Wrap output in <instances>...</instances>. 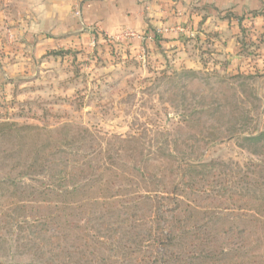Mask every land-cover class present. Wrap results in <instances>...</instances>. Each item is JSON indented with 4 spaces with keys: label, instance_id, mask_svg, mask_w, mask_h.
Instances as JSON below:
<instances>
[{
    "label": "rangeland",
    "instance_id": "374dc122",
    "mask_svg": "<svg viewBox=\"0 0 264 264\" xmlns=\"http://www.w3.org/2000/svg\"><path fill=\"white\" fill-rule=\"evenodd\" d=\"M213 32L184 37L179 45L157 47L151 45L147 34L126 31L113 36L95 31L91 42L74 41L58 47L35 63L24 64L14 77L0 74V264L28 261L29 257L21 255L24 233L20 226L26 218L33 220L39 215L31 189L36 182L31 178L32 168L41 169L44 163L40 156L58 160L69 152L83 154L93 143L96 148L102 145L111 150V155L105 152L104 157L109 163V156L116 157L111 145L115 135L136 136L139 152L155 154L166 162L165 204L172 210L165 215L162 235L151 207L145 202L131 204L140 211L139 216L134 213L120 218L117 226L122 231L114 233L119 246L104 244L96 255L84 248V257L78 262L264 264V214H250L242 201L230 199L222 204L217 196L215 201L208 199L220 187L207 186V198L196 194V167L179 178L172 169L180 161L195 163L202 151L205 161H222L234 170L256 158L240 147L237 139L205 149V143L215 137V128L246 134L264 129V69L254 65L253 59L248 64L231 63L229 38ZM249 50L255 53V49ZM202 106L204 113L197 114L196 109ZM9 123L16 124L15 128H8ZM27 126L52 132L22 129ZM79 128L88 129L89 138L95 141H82L84 134L77 135ZM127 154L124 159L114 158L119 166L115 171L121 175L115 177L116 184L130 180L146 186L136 176L123 177L122 170H133L137 163ZM151 168L158 169L156 165ZM231 179L227 175L223 182ZM98 192L100 189L78 192L68 204L71 222L86 226L90 233L110 222H94L97 213L85 215L94 201L98 200L100 208L104 199ZM116 194L120 204L134 199L127 196L124 200ZM24 202L28 204L25 209ZM105 207L117 211L116 203ZM125 209L133 211L130 204ZM75 231L70 230V264H78ZM103 232V239L112 242L113 235ZM160 240H164L162 249L157 248Z\"/></svg>",
    "mask_w": 264,
    "mask_h": 264
},
{
    "label": "trees",
    "instance_id": "16d2710c",
    "mask_svg": "<svg viewBox=\"0 0 264 264\" xmlns=\"http://www.w3.org/2000/svg\"><path fill=\"white\" fill-rule=\"evenodd\" d=\"M244 31L245 30L242 29L243 38L240 39V52L247 57L252 56L254 58L256 54L260 56V52L258 51L260 48L259 45L254 48L255 53L249 50L250 47L254 46L255 42L252 39L246 40ZM152 34L155 45L161 47L160 42L162 38H160L156 32H152ZM263 40L264 39L260 40V43ZM260 68L264 69V64ZM237 76H239V74L234 75V77ZM205 109L206 108L202 106L196 109V113H204ZM208 112L213 113V110L209 108ZM15 125L14 123H9L7 127L15 128ZM63 127L68 129L69 125H63ZM34 128L40 132L45 131L46 133L44 134H51L52 132L46 131L40 126H34ZM34 128L32 126H27L22 129L29 130ZM215 129L216 134L213 140H211V142H204L206 144L205 149L209 146L220 144L226 139H237L239 146L247 149L252 155L256 156V158H250L243 168L234 170L233 168L227 167L222 161H205L202 151L195 163L192 162L188 164L180 161V163L172 166L173 173L179 178L184 172H189L188 170L195 169L196 167V194L203 193L207 198L209 190L207 186L211 189L220 187V191L218 190L216 195H211L208 199L215 201V198L218 197L217 199H220L219 201L222 204L230 199L238 202L242 201L250 214L254 213L259 215L261 213L263 215L264 129L256 130L248 134L236 132L229 128L227 131L223 130V132L221 127ZM82 133L84 134V136H80V138L83 137L82 141H95L89 138L90 133L88 129L79 128L77 135ZM53 136L54 134L50 137L53 138ZM113 137L114 140L111 145L114 147L113 151L118 159H124V154H127L129 151H134L135 153L134 155L127 154L133 157L132 160L136 159L135 162L137 163L134 164L133 170L131 168L122 170L123 177H126V174L130 177L136 176L138 178L137 180L145 183L146 186H140L135 182L132 183L130 180L128 184L125 185L116 184L115 179L121 176L115 171V169L119 167L115 162L117 158L115 156H109L110 162L108 163L104 157L106 153L111 155V150H104L102 145H98L96 148L94 146L97 145L92 143L89 146L91 147L89 148L90 150H86L83 154L79 152H69L67 155L64 154L61 156L58 160H56L55 157L54 159L50 158L46 160L45 156H40L41 153H38V156L45 160L42 165L36 162V165H40L41 169L32 168V175L34 176L31 179L35 181L36 184L35 186H31V189L35 192L37 198L38 206H36V211L39 212V215L33 220L26 218L20 226V231L24 233L23 236L20 237V244L22 242L21 248L23 251L21 255L22 257L25 255L29 257L28 261L23 264H70L69 239L72 236V234H70L71 229L76 230L74 234L79 240L78 244L75 246L78 264H82V262L78 261H81V258L84 257V248L85 250L91 251L93 255H96L100 251V247L104 244L108 243L111 245L112 243L114 247L119 246V239L114 237V233L119 235L118 232L122 231L119 230L117 226L121 220L120 218L123 215L130 218L134 213H137V216H139L138 212L140 211H135L134 205L131 204H139L140 202H145L151 207L150 209L153 212V216L159 223V232H162V235L164 234L165 229L163 220L165 219L166 213L172 210V208L165 204L166 184L163 183V181L169 177L165 167L166 162L164 160L162 161V159L155 154L146 156L144 151L139 152L136 145L138 144V139L134 135H115ZM73 142L75 141L73 140ZM115 142L118 144L115 145ZM137 153L140 154L138 155ZM172 156H175V154ZM173 159H177V157L175 156ZM36 160L37 159H35V161ZM138 161L142 162V164ZM127 163L129 162L127 161ZM144 164L146 165L145 169L142 167ZM183 164L185 165L183 166ZM153 165H156L158 169L153 170V168H151ZM227 175L232 176V179L228 180L230 184L228 182H223ZM28 188L29 187H25V190ZM239 188L244 190H239ZM99 189L100 192L98 193H100V198L102 197L104 199L100 204V208L96 203L97 200L94 201V207L84 213L86 216H92L97 213L94 216V222L101 220V222H110L94 227L93 232L90 233L86 226L73 221L71 222V213L69 212L68 204L70 198L78 192L85 190L95 191ZM116 193L119 194V197H123L124 200L127 196L130 198L134 197V199L123 201L122 204H120L116 200ZM108 203L117 204L116 213H112L106 209L105 206ZM127 204H130L133 211L125 209ZM26 207H28V204L24 202L22 208L25 209ZM225 208L227 211H230V208ZM115 214L116 216H114ZM106 215H109V217ZM85 218L87 217H84V219ZM104 230L106 233L113 235L112 242H107V240L103 239V235L105 234V232H103ZM163 241L164 240H160L157 244L158 249H162ZM6 264L14 263L8 260Z\"/></svg>",
    "mask_w": 264,
    "mask_h": 264
},
{
    "label": "crops",
    "instance_id": "0c3cea01",
    "mask_svg": "<svg viewBox=\"0 0 264 264\" xmlns=\"http://www.w3.org/2000/svg\"><path fill=\"white\" fill-rule=\"evenodd\" d=\"M242 29L255 42L252 49L260 46L258 58L240 52ZM95 31L147 34L151 45L156 32L161 44L172 46L214 31L229 38L231 63L264 64V0H0V74L14 77L58 47L91 42Z\"/></svg>",
    "mask_w": 264,
    "mask_h": 264
},
{
    "label": "built area",
    "instance_id": "2783aa9c",
    "mask_svg": "<svg viewBox=\"0 0 264 264\" xmlns=\"http://www.w3.org/2000/svg\"><path fill=\"white\" fill-rule=\"evenodd\" d=\"M128 32H131V31H128ZM133 33V32H132ZM133 34H135V33H133Z\"/></svg>",
    "mask_w": 264,
    "mask_h": 264
}]
</instances>
